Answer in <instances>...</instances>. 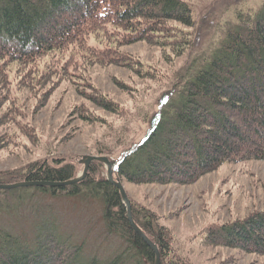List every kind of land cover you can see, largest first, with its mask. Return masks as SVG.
I'll return each mask as SVG.
<instances>
[{"label":"trees","instance_id":"obj_1","mask_svg":"<svg viewBox=\"0 0 264 264\" xmlns=\"http://www.w3.org/2000/svg\"><path fill=\"white\" fill-rule=\"evenodd\" d=\"M194 23L190 0H0V127L5 129L0 151L23 145L14 140L16 133L9 134L23 126L22 96L35 100L33 108L43 107L67 75L82 83L93 64L153 75L123 49L145 42L160 48L167 59L178 58L193 41L183 28ZM91 38L94 44L89 43ZM42 61L46 63L40 73ZM196 62L187 67L183 79L176 74L179 85L159 101L138 142L130 144L123 128L117 134L125 146L118 158L110 159L115 178L134 184L189 185L225 163L264 160V144L257 145L264 132V3L252 15H240L238 23L227 28L220 46L205 61ZM11 66L19 85L9 80ZM76 88L94 108L76 106L75 120L105 125L100 110L124 114L123 106L94 84ZM23 136L37 142L29 130ZM77 168L66 157H46L0 171V183L66 181L77 177ZM103 168L104 163L93 161L83 179L66 186L2 191L32 188L54 196L84 193L99 198L108 232L134 250L129 258L130 253L123 251L110 264H155L156 253L134 230L121 193ZM130 205L136 224L157 244L160 264H190L177 253L169 227L161 225L155 214L146 215ZM39 231L33 243L18 234L0 235V264H100L96 257L84 256V247L61 235L55 223H42ZM201 244L264 257V209L208 224Z\"/></svg>","mask_w":264,"mask_h":264},{"label":"rangeland","instance_id":"obj_2","mask_svg":"<svg viewBox=\"0 0 264 264\" xmlns=\"http://www.w3.org/2000/svg\"><path fill=\"white\" fill-rule=\"evenodd\" d=\"M190 3L195 23L192 28L183 30L190 32L193 41L183 55L167 59L160 48L145 42L123 49L143 62L153 75L141 76L119 66L93 64L82 83L67 75L68 80L57 87L43 107L33 108L35 100L22 96L26 105L23 126L21 130L10 131L11 128L9 134L16 133L14 140L23 145L0 151V171L18 169L46 157H66L77 165L79 176L85 167V156L118 158L125 146L117 135L121 129L128 135L130 144L138 142L149 127L150 117L158 110L159 101L176 83L179 85L180 78L176 74L183 79L187 67L195 59V65L205 61L220 46L227 28L238 23L240 15L254 14L264 0H190ZM89 43L94 44L95 40L91 38ZM45 63L40 64V73L44 72ZM14 70L11 66L9 80L19 85ZM88 84H94L122 105L124 114L115 116L100 110L107 122L105 125L75 120L76 106L84 104L94 108L91 103L84 102L76 88ZM13 94L19 96L17 92ZM255 116L258 120V115ZM28 130L37 142L31 143L23 136ZM3 133L5 129L0 127V135ZM263 144L264 132L257 140L258 146ZM101 171L107 175L105 164ZM123 185L132 205L146 215L147 212L155 214L161 225L172 230L177 253L190 264H264V257L260 255L220 246L205 248L201 244L203 228L208 224L243 218L264 209V160L225 163L189 185L126 181ZM103 209L99 198L84 193L54 196L32 188L8 193L0 191V235L18 234L33 243L42 223H55L61 235L69 236L73 244L84 247L87 258L96 257L100 264H110L126 250L129 258L134 253L133 248L108 232Z\"/></svg>","mask_w":264,"mask_h":264},{"label":"water","instance_id":"obj_3","mask_svg":"<svg viewBox=\"0 0 264 264\" xmlns=\"http://www.w3.org/2000/svg\"><path fill=\"white\" fill-rule=\"evenodd\" d=\"M93 161H100L105 164L107 169V179L114 184L120 191L122 199L127 206L128 210V220L130 221L131 225L133 226L134 230L143 238V240L154 250L156 253V263L160 264V251L155 242H153L147 234L136 224V222L133 219L132 213H131V203L130 199L127 195V192L124 188L123 182L120 180L119 177L114 176V171L112 168V163L110 159L103 155H88L83 158V162L85 164V167L83 169V172L73 178L66 181H49V180H24L20 182L10 183V184H3L0 183V190H8V189H17V188H24V187H38V186H48V187H61L70 185L72 183H75L77 181H80L83 179L89 169V166L91 162Z\"/></svg>","mask_w":264,"mask_h":264},{"label":"bare ground","instance_id":"obj_4","mask_svg":"<svg viewBox=\"0 0 264 264\" xmlns=\"http://www.w3.org/2000/svg\"><path fill=\"white\" fill-rule=\"evenodd\" d=\"M0 191H2V190H0ZM4 197H6V196H4ZM8 197V196H7ZM6 199V198H5Z\"/></svg>","mask_w":264,"mask_h":264}]
</instances>
